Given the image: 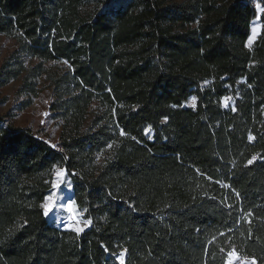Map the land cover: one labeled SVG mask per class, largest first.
I'll list each match as a JSON object with an SVG mask.
<instances>
[{
	"label": "trees",
	"instance_id": "trees-1",
	"mask_svg": "<svg viewBox=\"0 0 264 264\" xmlns=\"http://www.w3.org/2000/svg\"><path fill=\"white\" fill-rule=\"evenodd\" d=\"M255 17L249 0H0V35L16 41L0 89L19 80L24 110L43 78L62 122L52 148L0 115V264H120L123 250L124 264H225L233 249L264 264ZM56 167L71 191L54 227L41 206ZM73 204L90 221L79 233L62 230L79 226Z\"/></svg>",
	"mask_w": 264,
	"mask_h": 264
},
{
	"label": "rangeland",
	"instance_id": "rangeland-1",
	"mask_svg": "<svg viewBox=\"0 0 264 264\" xmlns=\"http://www.w3.org/2000/svg\"><path fill=\"white\" fill-rule=\"evenodd\" d=\"M107 2L108 0H103ZM181 1V0H179ZM254 11H256V17L251 21L250 26V34L247 39L246 47L251 48L258 37L262 32L261 26V16L263 14V7L260 4V0H249ZM260 4V9L257 8V4ZM255 29V32H254ZM251 40V43L249 41ZM16 41L11 36H2L0 35V65L3 63V60L9 56L16 49ZM47 67L51 70L57 69H65L67 68L65 64L62 63H54L47 64ZM20 81L10 82L9 85L0 89V99H3L0 102V115L4 117L5 122H11L12 125L19 128H28L32 131V133L39 138L45 140L52 148L53 145H57L59 142V134L62 128V122L56 117V114L51 111L50 104L53 102V91L49 84L43 79H39V94L36 98H34L31 104L25 108L24 110L20 109V105L23 102V97H18L16 95V90L20 86ZM209 84V81H204V83L200 84L201 88H204ZM195 96H190L189 99L182 105L183 108L193 107L196 104L192 102V98ZM235 95L233 96L231 93L223 96L219 99V105L222 109L233 108L235 104ZM98 105L93 106V111L98 112ZM116 109H125L122 106H114L112 107V111L115 112ZM262 115H264V108L262 110ZM146 136H151L152 133L148 129H145L143 132ZM64 173L61 177L58 173ZM58 184V188H53V184ZM68 188L71 191L70 180L67 172L60 167H56L52 176V184L50 190L46 193V197L44 202L42 203V211L44 217L49 225L56 227V223L64 218V214L61 212H57L54 209V202L56 200L57 192L63 193L65 189ZM48 197H52L51 200ZM51 207L48 215H45V207ZM74 210V215L78 220V227L82 230L88 227V223L83 220L82 214L75 209L74 204L72 205ZM76 227V226H75ZM76 229V228H75ZM73 229L74 231H76ZM77 232V231H76ZM239 257V256H238ZM227 260V259H226ZM226 262V261H225ZM234 264H253V261L243 259L239 257L234 261Z\"/></svg>",
	"mask_w": 264,
	"mask_h": 264
},
{
	"label": "snow or ice",
	"instance_id": "snow-or-ice-1",
	"mask_svg": "<svg viewBox=\"0 0 264 264\" xmlns=\"http://www.w3.org/2000/svg\"><path fill=\"white\" fill-rule=\"evenodd\" d=\"M257 8L260 9V4L259 3L257 4ZM254 32H255V29H254ZM249 43H251V40L249 41ZM195 99H196L195 97L192 98L193 104H195ZM121 135H125V133L122 131L121 132ZM53 147H55V145H53ZM109 147H111V145H109ZM249 163H252V161L250 160ZM58 175L62 177L64 175V173L61 172V173H58ZM58 187H59L58 184H55V183L53 184V188H58ZM48 199L51 200L52 197H48ZM50 210H51V207L50 206L45 207V210H44L45 211V215H48V213H49ZM69 210H71V208H69ZM86 223H90V221H87ZM75 230L77 231V233H79L80 231H82L81 228H76ZM222 251H223V249H222ZM123 257H124V252H121L119 254V257H118V259L120 260V264H124ZM238 258L239 257H238L237 252L233 249L232 251H229L227 253V260H226L225 264H234V261L236 259H238ZM253 264H255V261L254 260H253Z\"/></svg>",
	"mask_w": 264,
	"mask_h": 264
},
{
	"label": "water",
	"instance_id": "water-1",
	"mask_svg": "<svg viewBox=\"0 0 264 264\" xmlns=\"http://www.w3.org/2000/svg\"><path fill=\"white\" fill-rule=\"evenodd\" d=\"M62 230H64V231H74V230H67V229H62ZM121 252H124L123 260H124V262H125V260H126V256H127L126 251L123 250V251H121ZM121 252H120V253H121ZM120 253H119V254H120ZM118 257H119V256L116 257V260H117L118 262H120V260L118 259Z\"/></svg>",
	"mask_w": 264,
	"mask_h": 264
}]
</instances>
